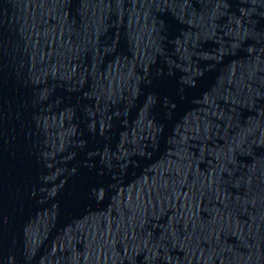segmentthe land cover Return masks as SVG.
Listing matches in <instances>:
<instances>
[{"label":"water","instance_id":"95a60500","mask_svg":"<svg viewBox=\"0 0 264 264\" xmlns=\"http://www.w3.org/2000/svg\"><path fill=\"white\" fill-rule=\"evenodd\" d=\"M0 264H264V0H0Z\"/></svg>","mask_w":264,"mask_h":264}]
</instances>
